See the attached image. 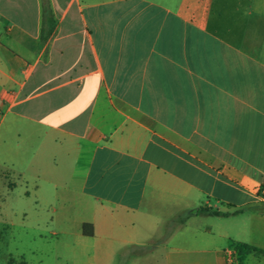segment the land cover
Returning a JSON list of instances; mask_svg holds the SVG:
<instances>
[{
  "label": "crops",
  "instance_id": "0c3cea01",
  "mask_svg": "<svg viewBox=\"0 0 264 264\" xmlns=\"http://www.w3.org/2000/svg\"><path fill=\"white\" fill-rule=\"evenodd\" d=\"M0 165L53 264H264V0H0Z\"/></svg>",
  "mask_w": 264,
  "mask_h": 264
},
{
  "label": "rangeland",
  "instance_id": "374dc122",
  "mask_svg": "<svg viewBox=\"0 0 264 264\" xmlns=\"http://www.w3.org/2000/svg\"><path fill=\"white\" fill-rule=\"evenodd\" d=\"M21 140L25 142L24 133ZM8 156L24 168L26 158L24 148L13 149ZM38 160L49 162L50 158L39 156ZM4 171L3 165H0V236L2 240L0 241V264H7L6 258L9 252L14 255V258H17L16 255H24L28 264H53L52 256L59 253L62 246L59 241L48 236L47 240L42 241L38 235L45 229L38 228V225L52 220L56 216L54 210L60 211L62 205L58 201L59 198L46 194L47 187L35 193L24 179L13 175L7 179V175L3 174ZM10 183L14 184V187L10 188ZM39 183L41 186L44 184L42 181ZM32 250H38L39 253L33 254ZM48 259L51 261L48 262ZM62 264L68 263L62 261Z\"/></svg>",
  "mask_w": 264,
  "mask_h": 264
},
{
  "label": "trees",
  "instance_id": "16d2710c",
  "mask_svg": "<svg viewBox=\"0 0 264 264\" xmlns=\"http://www.w3.org/2000/svg\"><path fill=\"white\" fill-rule=\"evenodd\" d=\"M261 190H264V183L261 186ZM248 209L250 210H256L257 207L256 206H251ZM236 250L238 251V253H241L242 251H248V252H253L259 255H264V251L263 250H259L257 248L251 247V246H237L235 247Z\"/></svg>",
  "mask_w": 264,
  "mask_h": 264
},
{
  "label": "built area",
  "instance_id": "2783aa9c",
  "mask_svg": "<svg viewBox=\"0 0 264 264\" xmlns=\"http://www.w3.org/2000/svg\"><path fill=\"white\" fill-rule=\"evenodd\" d=\"M238 256H239V253L235 247L227 248V250L225 251L226 260L230 263L234 262L235 259L238 258Z\"/></svg>",
  "mask_w": 264,
  "mask_h": 264
}]
</instances>
